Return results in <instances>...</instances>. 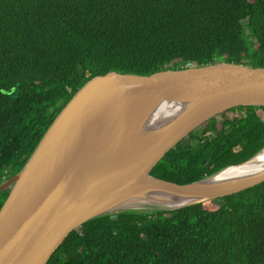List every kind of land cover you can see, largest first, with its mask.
Listing matches in <instances>:
<instances>
[{
	"label": "trees",
	"instance_id": "trees-1",
	"mask_svg": "<svg viewBox=\"0 0 264 264\" xmlns=\"http://www.w3.org/2000/svg\"><path fill=\"white\" fill-rule=\"evenodd\" d=\"M217 63L264 68V0H0V184L91 78ZM263 148L264 107H234L150 175L189 184ZM46 264H264V183L175 211L92 219Z\"/></svg>",
	"mask_w": 264,
	"mask_h": 264
},
{
	"label": "water",
	"instance_id": "water-1",
	"mask_svg": "<svg viewBox=\"0 0 264 264\" xmlns=\"http://www.w3.org/2000/svg\"><path fill=\"white\" fill-rule=\"evenodd\" d=\"M174 113L158 125L159 105ZM264 107V68L217 63L149 76L108 72L88 80L53 119L21 170L0 184V264H46L74 229L123 211H175L264 183V165L178 185L150 171L179 141L234 107ZM150 125V126H149ZM243 176V175H242ZM182 201L162 207L161 199Z\"/></svg>",
	"mask_w": 264,
	"mask_h": 264
},
{
	"label": "bare ground",
	"instance_id": "bare-ground-1",
	"mask_svg": "<svg viewBox=\"0 0 264 264\" xmlns=\"http://www.w3.org/2000/svg\"><path fill=\"white\" fill-rule=\"evenodd\" d=\"M173 113L174 111L171 108L161 104L151 114L149 124L153 126L158 125L159 123L167 120ZM263 165H264V150L253 161L246 164V166L231 168L226 172L220 174L216 178H214L212 181L218 182L224 179L244 177L246 175H249L253 172L260 170ZM153 195L154 197L161 199L159 203L162 205V207L173 208L183 204L182 201H177L176 199H169L166 198V196L164 195L162 196H156V194Z\"/></svg>",
	"mask_w": 264,
	"mask_h": 264
}]
</instances>
